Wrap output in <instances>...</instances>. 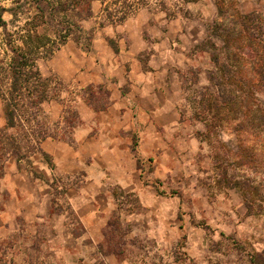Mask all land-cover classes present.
Here are the masks:
<instances>
[{"label": "rangeland", "instance_id": "1", "mask_svg": "<svg viewBox=\"0 0 264 264\" xmlns=\"http://www.w3.org/2000/svg\"><path fill=\"white\" fill-rule=\"evenodd\" d=\"M15 1L0 0V7L10 9ZM89 8L80 39L73 32L52 56L36 62L44 78L60 82L56 96L41 106L42 128L34 127L50 136L37 144L22 138L19 127L5 130L0 100V264H264L263 162L227 171L251 184L244 191L256 202L247 212L241 189L216 183L221 161L232 158L235 136L207 137L194 116L200 105L195 91L210 89L211 54L221 44L214 26L234 10L258 13L264 24V0H90ZM36 31L49 35L47 26ZM5 51L0 27V60L6 61ZM143 73H152L151 85L136 90L138 104L157 107V136L144 129L141 146L148 156L135 159L137 112H128L130 127L118 133L124 144L109 132L117 117L108 108L112 93L131 89L128 78ZM260 95L264 99V89ZM82 126L87 136L100 134L96 142L77 141ZM5 134L17 135L12 144L20 153H11ZM45 140L65 144L57 161L42 150ZM251 145L247 138L243 152L256 159L248 153ZM128 164L140 180L136 191L116 182ZM86 173L103 177L102 186L86 181ZM90 212L96 214L87 228L80 217Z\"/></svg>", "mask_w": 264, "mask_h": 264}, {"label": "trees", "instance_id": "2", "mask_svg": "<svg viewBox=\"0 0 264 264\" xmlns=\"http://www.w3.org/2000/svg\"><path fill=\"white\" fill-rule=\"evenodd\" d=\"M89 1L78 0L75 5L70 0H16L10 9L0 7V27L6 50V61L0 60V100L5 130L19 127L22 138L33 137L37 144L50 136L34 127L42 128L41 106L56 96L54 92L60 82L56 77L44 78L36 62L52 56L73 32L78 39L83 32L82 21L92 16ZM103 10L105 20L112 22L113 14L107 7ZM4 12L11 17L8 22L2 19ZM124 15L116 19L121 21ZM22 19L24 22L19 25ZM39 24L48 27L49 35L37 33ZM222 24L214 26L216 31L220 29L221 44L211 54L215 70L209 76L210 89L195 91L194 97L200 105L194 116L203 121L207 137L223 136L226 132L235 136L237 143L231 151L232 158L221 161L222 174L216 176V183L226 190L241 189L242 202L250 212V203L255 200L249 193L246 195L251 185L249 180L240 182L234 175L228 177L227 171L243 164L248 168L264 165V99L260 95L264 89V24L258 13L242 14L235 10L228 13ZM14 25L16 30L9 31L8 27ZM5 136L8 144L17 139V135ZM247 138L252 141L248 153L254 154L256 159L243 152ZM215 144L218 153L223 155L221 139L215 140ZM11 146L12 154L20 153L19 145ZM37 151L46 156L39 148ZM219 154L216 158L220 159Z\"/></svg>", "mask_w": 264, "mask_h": 264}, {"label": "crops", "instance_id": "3", "mask_svg": "<svg viewBox=\"0 0 264 264\" xmlns=\"http://www.w3.org/2000/svg\"><path fill=\"white\" fill-rule=\"evenodd\" d=\"M152 73H143L140 76H138L137 78H132L129 77L128 81H129V86L131 87V89L127 90L126 92H124L123 94L121 93H112V103L110 104V107L108 108V111L111 113L116 114V119L113 120L111 122V128L109 127V132H114V134L118 135L116 136V138H114V140H117L118 143H124L125 144V140L121 139L119 136V131L123 130L124 128H129L131 123H128L129 121H127V115L128 112L134 113L137 112V121H133L132 123L134 124H138V126L140 127V132H139V143L138 146L136 148V153H133L131 151V153H133V157L135 159H139V158H144L146 156H148L147 153H143V149L141 146V143L144 142L143 140L145 139V133L146 131H144L145 128L147 129H152V137L155 136L156 133V125L157 122L155 120L154 117H152L153 113L156 112L157 107L155 106V104L152 103H147L148 106H141L138 104V92L136 93V90H139L141 87H146V86H150L151 83H149V80H151ZM154 91V90H152ZM156 91V90H155ZM151 106V107H150ZM143 107V108H142ZM146 107H150L151 109L148 110V108ZM145 111H149V114H145ZM151 115V116H150ZM144 116H147L146 118H144ZM133 124V125H134ZM132 125V126H133ZM142 125V127H141ZM90 127V125H88ZM142 129V132H141ZM151 132V131H149ZM88 132L86 131L85 126H82L81 128L77 129L74 137L77 139V141H80L82 138L84 137H88L87 139H85V142H96L95 137L97 136L99 137V135H92L89 134L87 136ZM151 136V135H149ZM157 136V135H156ZM155 136V137H156ZM81 143V142H80ZM42 150L44 152L49 153L50 155H52L53 160L55 162V160L57 161L58 159V149L61 148H65V144L64 143H60L58 141L55 140H45L42 145ZM125 147V146H124ZM123 149V147H122ZM125 152V151H122ZM72 153L77 154V152L73 151ZM135 154V156H134ZM124 155H127V152L124 153ZM96 174H92V173H86V181H88L89 183H91L92 185L97 184L95 186H102V182L101 180L103 179V177L99 178L95 177ZM138 176H136V169L133 170V167L131 166V164H128V167L126 169V172H123V175L120 179H118L116 182L117 184H119L120 186H122L123 188H131L133 191H136L139 188V183L140 180H138L137 178ZM106 183V181H105ZM106 185V184H105ZM136 189V190H135ZM90 200V199H89ZM91 201V200H90ZM92 202V201H91ZM95 212H90V214H88L85 217H80L81 221L83 222H87L88 226L87 228L90 227V225L94 222L93 218L95 216Z\"/></svg>", "mask_w": 264, "mask_h": 264}]
</instances>
